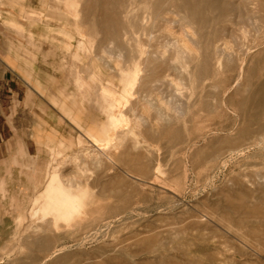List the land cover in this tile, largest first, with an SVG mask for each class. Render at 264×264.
I'll list each match as a JSON object with an SVG mask.
<instances>
[{
	"label": "rangeland",
	"instance_id": "obj_1",
	"mask_svg": "<svg viewBox=\"0 0 264 264\" xmlns=\"http://www.w3.org/2000/svg\"><path fill=\"white\" fill-rule=\"evenodd\" d=\"M0 5L33 24L35 51L48 40L66 133L41 187L0 211V264H264V92L257 118L239 106L264 80V0ZM46 172L92 225L46 206ZM44 238L45 254L71 247L43 262Z\"/></svg>",
	"mask_w": 264,
	"mask_h": 264
},
{
	"label": "crops",
	"instance_id": "obj_2",
	"mask_svg": "<svg viewBox=\"0 0 264 264\" xmlns=\"http://www.w3.org/2000/svg\"><path fill=\"white\" fill-rule=\"evenodd\" d=\"M34 30L19 21L18 10L0 5V211L9 202L25 203L41 187L43 157L54 140L66 139L64 130L55 135L51 123L55 72L50 46L44 40L47 46L35 51L39 34ZM49 178L46 172L44 194L51 185L68 187L55 173Z\"/></svg>",
	"mask_w": 264,
	"mask_h": 264
},
{
	"label": "bare ground",
	"instance_id": "obj_3",
	"mask_svg": "<svg viewBox=\"0 0 264 264\" xmlns=\"http://www.w3.org/2000/svg\"><path fill=\"white\" fill-rule=\"evenodd\" d=\"M187 32V31H186ZM190 32V31H189ZM187 37V36H186ZM188 38V37H187ZM190 39V38H189ZM192 40V39H191ZM193 41V40H192ZM191 41V42H192ZM254 42V41H253ZM183 44V43H182ZM254 44V43H253ZM256 44V43H255ZM258 44V43H257ZM185 46V45H184ZM187 47V46H186ZM187 50V49H186ZM221 54V53H220ZM226 57V56H225ZM223 58V57H222ZM219 60V59H218ZM220 61V60H219ZM243 62V61H242ZM216 63H217V61H216ZM238 73H240V72H238ZM241 75H239L238 76V74H237V76L236 77H239V78H241L240 77ZM244 78V77H243ZM242 79V78H241ZM236 80V79H235ZM245 80V79H244ZM237 81V80H236ZM235 81V82H236ZM243 81V80H242ZM234 83V82H233ZM246 83H247V80H246ZM234 84H236V83H234ZM243 84H245V82L243 83ZM263 89H264V80H261V81H259V83H258V85L256 86V88H255V94L256 95H254V93L250 96V99H248V101L246 102H241L240 103V107H244V106H246L247 107V105L249 106H251L253 109H255V111H253L252 113H251V115H250V117H252V118H257V116L260 114V112L257 110V108L259 107L260 108V106L261 105H259L260 103V98H259V96H257V93L258 94H260V92H264L263 91ZM252 90V89H251ZM254 92V91H253ZM262 95V94H261ZM262 97H264V96H262ZM200 98V97H199ZM247 98H249V97H247ZM262 99H264V98H262ZM263 102V101H262ZM264 103V102H263ZM264 107V106H263ZM262 109V108H261ZM246 113V112H245ZM170 128V127H169ZM172 128V127H171ZM255 137V136H254ZM258 138V137H257ZM257 138H256V140H257ZM254 140V139H253ZM245 141V140H244ZM258 141H259V139H258ZM246 142V141H245ZM247 142H249V141H247ZM257 142V141H256ZM260 145H261V143H260ZM249 147V146H248ZM250 148V147H249ZM98 154V153H97ZM111 184L114 186V178H111ZM110 183V182H109ZM108 183V184H109ZM68 186H71L70 184H67ZM111 186V185H110ZM112 186V187H113ZM46 196H47V202H46V206H49V207H51L52 208V210L53 211H59V210H65V211H69L67 214H66V216H65V219L66 220H68L69 222L68 223H70V221L71 222H73V220H76V221H74L75 222V224L73 223V225H78V226H82V227H88V226H90V225H92V221H90L91 219H89L88 218V220H86V218H82V217H80V216H78V215H76V214H72L73 212H75L76 211V208H77V205H78V202L76 201L77 199H75V198H77V194L74 192V191H72V188L71 187H68V188H65V189H61V188H59L58 186H55V185H51L50 187H49V190H48V193L47 194H45ZM82 198V197H81ZM88 198V197H87ZM104 208H105V212H108V211H111L112 213H114L115 212V209H116V206H115V204H112V205H106V206H104ZM94 209V208H93ZM34 210H36V209H34ZM78 210V209H77ZM95 210V209H94ZM94 210H93V212H94ZM89 211H91V208L89 207ZM44 217V216H43ZM57 217L59 218V216L57 215ZM75 217H77V218H75ZM116 217V216H115ZM78 219H81V220H78ZM52 220V219H51ZM79 221V222H78ZM108 221V220H107ZM110 221V220H109ZM112 222V221H111ZM102 222H98V227H100L101 228V225H103L104 226V224L102 223ZM108 223V222H107ZM106 223V224H107ZM105 224V225H106ZM109 224H110V222H109ZM99 228V229H100ZM98 230V229H97ZM94 231H96V230H94ZM104 231V230H103ZM96 233V232H95ZM98 233V232H97ZM87 235V234H86ZM88 237V236H87ZM89 238V237H88ZM90 239V238H89ZM88 239V240H89ZM87 241V240H86ZM39 242V241H38ZM42 245L38 248L39 250H41V252L42 253H44L45 254V252H47V250H49V249H51L52 248V246L53 245H55V244H53V243H56L55 242V240L53 239V238H44L43 240H42ZM81 243H82V241H80ZM78 244V243H77ZM77 244H75V245H77ZM59 245V244H58ZM61 245H62V243H61ZM64 245V244H63ZM74 245V246H75ZM79 245V244H78ZM54 247V246H53ZM69 248V247H71V246H62V247H55L54 249H52L49 253H47V254H45L44 255V257H43V259H42V261L44 262V261H46V260H48V259H50L54 254H58V253H60V252H62V251H64V250H67V249H65V248ZM28 256H30V255H28ZM112 257V256H111ZM115 257V256H114ZM114 257L112 258V260H114ZM62 262V261H61Z\"/></svg>",
	"mask_w": 264,
	"mask_h": 264
}]
</instances>
